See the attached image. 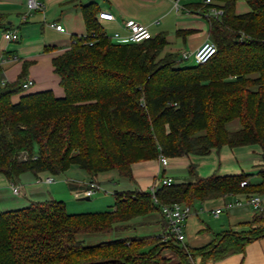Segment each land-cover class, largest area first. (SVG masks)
<instances>
[{"label": "trees", "instance_id": "16d2710c", "mask_svg": "<svg viewBox=\"0 0 264 264\" xmlns=\"http://www.w3.org/2000/svg\"><path fill=\"white\" fill-rule=\"evenodd\" d=\"M213 1L223 8L222 16H207L218 52L204 64L180 66L173 53L161 57L165 33L142 43L99 36L89 44L82 38L53 59L65 95L39 91L18 103L12 96L24 91L27 65L12 83L1 82L0 65V174L16 180L25 172L59 175L77 166L91 177L114 170L133 180L136 162L207 155L224 145L264 147V0H244L252 10L242 14L236 11L239 0ZM82 11L88 34L100 33L97 4ZM234 120L237 130L228 127ZM248 177H202L192 164L186 181L162 185L155 195L161 204H192L264 193V170L259 184L242 187ZM114 194V208L107 211L68 213L63 201L51 199L0 212V264H168L161 255L165 248L183 258L218 260L264 236L263 209L246 230L224 232L198 249L159 243L155 235L87 245L80 236L128 230L134 227L129 221L160 211L151 191Z\"/></svg>", "mask_w": 264, "mask_h": 264}, {"label": "crops", "instance_id": "0c3cea01", "mask_svg": "<svg viewBox=\"0 0 264 264\" xmlns=\"http://www.w3.org/2000/svg\"><path fill=\"white\" fill-rule=\"evenodd\" d=\"M43 3V10L32 11L28 18L23 20V14L27 11L26 0H0L1 82H16L25 65H27L26 79L30 78L34 81L29 90L12 96L13 103H18L25 94L45 90H51L56 97L65 95L64 88L60 84V77L54 70L53 59L68 50L74 38L88 33L82 7L90 3L97 4L96 19L102 30L109 34L119 32L126 36L127 31L124 28V23L130 19L147 26L154 36L165 33L167 45L161 52V57L167 53H173L178 54V59L182 60L181 57L184 52L193 53L205 40L211 38L210 25L209 22L206 23L204 18L207 19V17L203 14L209 10L210 6L206 5L204 0H182L184 9L180 12L174 9L173 0H43ZM245 3L248 5L247 8L240 10ZM251 10L246 1L239 0L237 2V13H247ZM101 12L112 13L115 19H99ZM52 23L62 24L65 31H59L52 27ZM13 30L18 31L19 41H9L4 37L5 32ZM239 128L240 124H236L232 130ZM192 164L196 166L198 174L202 177L213 174L237 175L245 173L249 175L248 182L250 184H259L261 173L264 170V147L258 144L238 147L224 145L219 150H213L207 155L190 154L169 158L167 166H163L159 158L136 162L132 165L134 179L127 182L129 188L125 190L150 191L153 186H162V180L166 177L172 178L174 183L184 182L188 178V167ZM70 169L84 170L72 166L67 171ZM39 175L52 174L41 172L34 175L31 172H25L20 176L25 177L26 182H30L31 178L40 177ZM87 175V180L84 177L83 181L80 182L81 184L78 185H72L70 180L68 183L65 182L67 183L65 184L66 187L68 185L76 197H79L77 194H80V197L83 196L82 194L87 188V181L91 178L101 184L97 180V175L94 177H91L89 173ZM175 176L183 179L176 180ZM11 182L21 186V195H19L20 198L23 195V199L5 200L0 194V205L6 204L10 208L9 210L25 207L31 201H47L58 198V195L66 188L64 183L57 182L56 178L53 183L48 184L51 189L47 193L37 188L28 192L25 184L21 183L20 177L16 180H9V183ZM111 182L120 184L123 183V180L115 175L110 179ZM262 195L264 196V194ZM80 197L79 199L85 198L84 196ZM247 197L235 194L193 202L191 204L192 214L186 220L185 242L184 244L178 242L175 244H180L188 250L198 249L209 245L217 235L224 232L246 230L248 228L246 224L252 221L255 216L253 208L245 202L230 208L226 207V204L235 199L244 201ZM113 208L114 205L107 210ZM218 208L223 210L218 216H215L213 210ZM206 212L211 213L217 219L215 230L204 221L203 215ZM163 219V215L159 211L150 215L146 221L135 222L133 228L141 229L142 233L134 236H156L159 230L163 232L166 228L164 227L166 221ZM147 230H154L155 234L143 233ZM166 249L172 248H165L161 253L168 264H172L170 259L172 254L176 255L173 264H264V236L249 242L243 251L232 253L218 260L203 261L201 255L192 254H187L183 258L174 249L168 253Z\"/></svg>", "mask_w": 264, "mask_h": 264}, {"label": "built area", "instance_id": "2783aa9c", "mask_svg": "<svg viewBox=\"0 0 264 264\" xmlns=\"http://www.w3.org/2000/svg\"><path fill=\"white\" fill-rule=\"evenodd\" d=\"M27 1V11L23 14V20H26L32 11L43 10L44 3L43 0H26ZM206 5H209L210 8L207 12L203 13L206 17H220L223 14V8L216 6L213 0H204ZM173 7L177 12H180L184 9L182 5V0H173ZM99 19L114 20L115 16L109 12L99 13ZM52 27L56 28L59 31H65V27L59 23H52ZM124 28L127 31V35L123 36L119 32H114L113 34L107 33L105 30H102L100 33H90L83 36L74 38L72 43L76 42L79 39H87L86 42L93 44L97 41L99 36L110 37L112 40L121 41L123 43H142L145 40L152 39L154 37L151 30L135 20H127L124 23ZM4 37L9 41H19L20 35L17 30L5 32ZM218 52V47L213 41H205L202 45L193 53L184 52L181 59L186 60L190 57H193L197 64H204L208 62L216 53ZM34 84L33 79H26L22 83V88L25 90L29 89ZM160 162L163 166L169 164V158L166 156L159 157ZM55 181L53 175H47L44 178L37 177L36 183H46L51 184ZM174 181L170 177H166L162 180V185H170ZM249 184L248 180H243L241 186H247ZM10 188L12 192L16 195L20 194L21 186L15 182L10 183ZM158 187L153 186L150 191L153 194V201L155 204L160 206V211L166 221L165 230L158 235L159 239L162 242H178L184 244L186 239V220L192 214V207L188 204H183L179 202L170 203V204H161L155 195L156 189ZM101 184H99L95 179L91 178L87 181V188L84 190L83 194L85 197L91 198L98 191L102 190ZM80 196V194H77ZM243 202L249 204L254 212H260L264 209V198L259 195H251L247 197L244 201L240 199H235L226 204V207L230 208L233 206L241 205ZM222 208L213 210V214L218 216L222 212ZM196 264V263H192Z\"/></svg>", "mask_w": 264, "mask_h": 264}, {"label": "rangeland", "instance_id": "374dc122", "mask_svg": "<svg viewBox=\"0 0 264 264\" xmlns=\"http://www.w3.org/2000/svg\"><path fill=\"white\" fill-rule=\"evenodd\" d=\"M215 3V2H214ZM217 6V5H216ZM248 6L246 3L245 5H242V8H240V10L246 9ZM206 23L208 24V20L206 18H204ZM208 26V25H207ZM205 41H213L211 38L207 39ZM214 42V41H213ZM179 65L180 66H192V65H197V63L195 62L193 57H190L186 60H179ZM30 89V88H29ZM27 89V90H29ZM239 124L238 120H234L231 123H229L228 127L230 129H233V127ZM87 171L84 170H78V169H70L67 172H64L62 174L59 175H54L52 174L57 182L59 183H64V186L66 187L65 184L68 183V181L70 180L72 185H78L81 184L80 182L83 181V178L86 177L87 180ZM115 175H117L116 171H106V172H100L97 175V180L99 182H101V186H102V190L98 191L94 196H92L90 199H79V197H76L74 195V192L72 190L69 189L68 185L65 188L64 191H62L59 195L58 198H55V200L58 201H63L65 203L66 206V210L68 211V213H93V212H100L102 210H107V209H111L113 205H115V192L116 191H123L125 189H128L129 187L127 186V182H129V180L127 179H122L123 183L120 184H113L112 182L110 183V179L113 177H115ZM40 177L44 178L45 175H39ZM21 179V183L25 184L26 189L28 190V192H30L31 190L33 191L35 188L40 189L42 192H46L49 191L51 189V187L46 184V183H36V178H31L30 182H26V178L23 176H20ZM94 179V178H93ZM176 180L179 179H183L182 177H177L175 176ZM85 180V181H86ZM67 182V183H65ZM126 182V183H125ZM152 188V187H151ZM0 194L1 197L4 198L5 200H21L23 199V195L22 198H20L21 194L19 196H15L12 193V190H10V183H9V179H7L3 174H0ZM29 194V193H28ZM245 195L246 197L251 196V195H256L259 194L261 195L263 198L264 196L262 194H264L263 192H253V193H247L243 192V193H239L238 195ZM226 195H235V194H225ZM84 196V195H83ZM83 196H81L80 198H82ZM85 197V196H84ZM179 203H183V204H188L187 202H183L180 201ZM191 206V204H188ZM13 207H18V206H13ZM11 207V208H13ZM10 208L8 206H6V204L0 205V211H5V210H9ZM154 213H150L147 215H143L141 217H137L136 219H133L131 221H129L130 224L139 223V222H143L148 220V217L150 215H153ZM205 217V222L207 223V225L211 226L213 228V230H215L217 228V219L211 214V213H204L203 215ZM150 219V218H149ZM164 223V222H163ZM255 226L258 227H263V223H256ZM164 227H166V224L164 223ZM150 231V232H147ZM143 233L145 234H155L154 230H147ZM162 232V231H161ZM160 230L158 231L157 235L161 234ZM142 230L141 229H129V230H121V231H113L110 233H103V234H93V235H83L80 236V238H83L85 240V243L87 245L89 244H97L100 243L101 241H108L111 239H116V238H121V237H132L136 234H141ZM159 243H162L161 240H159V238L157 237ZM150 246H146L145 250H149ZM167 253L170 252V250L172 249H166ZM174 252V251H172ZM174 256V257H173ZM176 255L172 254L171 256V263H174L175 257ZM178 257V256H177Z\"/></svg>", "mask_w": 264, "mask_h": 264}, {"label": "water", "instance_id": "95a60500", "mask_svg": "<svg viewBox=\"0 0 264 264\" xmlns=\"http://www.w3.org/2000/svg\"><path fill=\"white\" fill-rule=\"evenodd\" d=\"M84 199H90V198H89V197H85ZM109 261L114 262V261H116V260L113 259V260H109Z\"/></svg>", "mask_w": 264, "mask_h": 264}]
</instances>
